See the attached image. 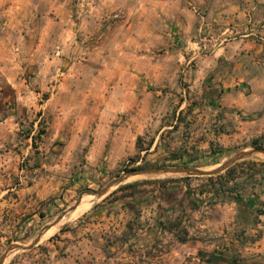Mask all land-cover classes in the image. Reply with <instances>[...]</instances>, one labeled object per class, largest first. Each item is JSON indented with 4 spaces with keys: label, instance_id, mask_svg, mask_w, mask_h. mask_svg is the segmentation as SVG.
<instances>
[{
    "label": "rangeland",
    "instance_id": "1",
    "mask_svg": "<svg viewBox=\"0 0 264 264\" xmlns=\"http://www.w3.org/2000/svg\"><path fill=\"white\" fill-rule=\"evenodd\" d=\"M203 2L0 0V186L35 183L47 192L25 214L0 219V256L10 244L30 246L81 195L79 206L41 238L59 228L9 252L2 264L48 263L41 257L53 251L47 240L107 203L109 212L130 209L137 225L154 217L191 245L185 259H173L172 248L148 245L121 264H264L262 153L209 175H135L103 196L88 194L132 170L211 171L264 148V64L234 84L239 70L233 60L223 65L204 56L202 63L180 49L176 30L188 13L206 15ZM235 95L254 109L227 105ZM106 103L107 121L95 116ZM105 132L107 159L96 144ZM171 207L181 218H169ZM203 207L206 228L199 226ZM142 210L148 218L139 221ZM96 264L119 263L100 256Z\"/></svg>",
    "mask_w": 264,
    "mask_h": 264
},
{
    "label": "crops",
    "instance_id": "2",
    "mask_svg": "<svg viewBox=\"0 0 264 264\" xmlns=\"http://www.w3.org/2000/svg\"><path fill=\"white\" fill-rule=\"evenodd\" d=\"M201 1H204L206 15L197 19L188 13L187 20L182 21L176 30L177 38L182 41L180 49L183 53H189L190 58L198 56L202 63L204 56L212 60L221 58L223 65L228 59H231L235 62L234 67L239 70L234 84L246 77L249 79L251 74L247 70L259 68L264 64V0ZM233 31L234 34H231ZM181 58L185 61L188 57L186 58L182 54ZM256 79L255 77L252 81H256ZM227 83L223 81V84ZM235 96V99H229L225 103L228 102L227 105L242 107L246 110L254 109L253 106H249L247 100L240 99L238 95ZM104 101H107V96ZM220 107L218 106V108ZM96 111L95 116L107 121V103L103 107L97 106ZM96 139L98 138L96 137ZM96 144H99V149L104 151V159H107V132H105L102 143ZM102 144L103 146H101ZM119 150L120 154L124 153V145L120 146ZM35 187V183L25 184L17 189L9 187L7 184H4L3 187L0 186V219L3 218L6 222L9 218L7 216H11L13 213L25 214L30 204L36 200L45 199L47 192L37 191ZM14 189L16 194L9 195L8 192ZM110 205L111 203H107L106 206H95L83 218L65 225L55 236L50 237L46 244L50 245L53 251L41 255V257L49 258V262L45 264H76L84 260L96 264L100 256L103 258L107 256V261L121 264L135 259V254L141 251L140 248L148 245H156L164 249L172 248L168 253L173 259H177V257L185 259L190 255V241H179L174 235V228L163 229L159 226L158 221L155 222L154 217L148 224L137 225L135 224L136 217L133 216L130 209L120 208L118 212H109L110 207H113ZM168 210L171 220H175L177 217L181 218V216H177L178 211L175 207L168 208ZM147 213L149 214L147 210L145 212L142 210L138 216L142 220L139 221L148 218ZM207 213L208 211L205 209L200 214L199 226L202 228H206L208 225L209 215ZM186 218L187 216L183 218V224L186 223ZM215 220L218 219L215 217ZM220 225L223 226L222 219H220ZM262 227L264 228V224ZM44 238L40 237L39 241ZM103 248L105 252L102 251ZM96 252L99 253L96 254Z\"/></svg>",
    "mask_w": 264,
    "mask_h": 264
},
{
    "label": "water",
    "instance_id": "3",
    "mask_svg": "<svg viewBox=\"0 0 264 264\" xmlns=\"http://www.w3.org/2000/svg\"><path fill=\"white\" fill-rule=\"evenodd\" d=\"M262 153L264 154V148H255L251 151H245L242 153H239L231 158H229L228 160H226L225 162H223L218 168L211 170V171H205V170H201L198 168H193V167H161V168H151V169H142V170H132L129 172H125L123 174L118 175L117 177H115L114 179H112L110 182H108L103 188H101L98 191H94V192H89L88 194H92L94 196H96L97 198L100 196L105 195V193H107V191L112 188L114 185L124 182L127 179H129V177L131 176H135V175H146V174H153V173H186V174H195V175H205V174H213L216 173L220 170H222L223 168H225L226 166H228L230 163H232L233 161H235L236 159L245 157L247 155L253 154V153ZM81 200V195L76 199V201L68 206L67 208H65L63 211H61L51 222L50 224L47 225L51 226L54 225L55 223H57L64 215H67L72 209H74L78 203ZM46 227V228H47ZM45 228V229H46ZM44 229V230H45ZM41 231L31 242L30 246H25L22 244H10L6 250L3 252V254L0 256V264H2L3 260L7 257L9 252L15 251V250H24V249H28L29 247L33 246L34 244H36L42 233L44 232Z\"/></svg>",
    "mask_w": 264,
    "mask_h": 264
},
{
    "label": "bare ground",
    "instance_id": "4",
    "mask_svg": "<svg viewBox=\"0 0 264 264\" xmlns=\"http://www.w3.org/2000/svg\"><path fill=\"white\" fill-rule=\"evenodd\" d=\"M82 205V204H81ZM79 206V205H78ZM83 206V205H82Z\"/></svg>",
    "mask_w": 264,
    "mask_h": 264
}]
</instances>
